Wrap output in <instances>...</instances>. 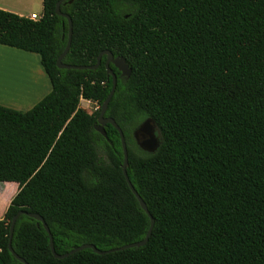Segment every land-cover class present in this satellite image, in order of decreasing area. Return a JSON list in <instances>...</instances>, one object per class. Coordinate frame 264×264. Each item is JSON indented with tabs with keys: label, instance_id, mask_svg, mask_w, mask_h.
I'll return each instance as SVG.
<instances>
[{
	"label": "trees",
	"instance_id": "obj_1",
	"mask_svg": "<svg viewBox=\"0 0 264 264\" xmlns=\"http://www.w3.org/2000/svg\"><path fill=\"white\" fill-rule=\"evenodd\" d=\"M60 0L36 21L0 10V45L38 56L50 92L25 112L0 105V183L19 190L0 220V264L12 217L37 214L57 255L144 239L150 220L129 189L117 130H95L112 88L106 56L58 69L68 40ZM72 23L62 63L102 51L115 91L104 118L122 131L128 179L154 225L148 242L104 255L51 253L41 222L20 215L10 245L26 264H264V0H64ZM81 100L97 105L87 113ZM151 120L157 148L138 129Z\"/></svg>",
	"mask_w": 264,
	"mask_h": 264
},
{
	"label": "water",
	"instance_id": "obj_2",
	"mask_svg": "<svg viewBox=\"0 0 264 264\" xmlns=\"http://www.w3.org/2000/svg\"><path fill=\"white\" fill-rule=\"evenodd\" d=\"M63 1L64 0H60L59 2H57L56 6H55V13H56V15L62 16V17L67 19V22H68V40H67V44L65 46V49L63 50V52L61 53V55L59 56V58L56 61V66H57L58 69H65V70H90V69L97 68L99 66V64H100L101 57L102 56H106L104 65H105L107 74L112 77V88H111L107 98L105 99L104 103L101 106L100 113H99V116H98V119H97L98 125L95 127V130L98 133H100L101 135H103V136H105V132H104L103 127L106 124H109V125L113 126L117 130V132H118V134L120 136L121 145H122V151H123V156H124L122 172H123L125 181H126L128 187H129V189L131 190V192L133 193V195L137 199L141 209L148 216V218L150 220V225H149V228H148V230L146 232V235H145L144 239L141 240L140 242H136V243H133V244L125 245V246L120 247L118 249L109 250V251H103V252L99 251L98 249H96L92 245H82V246H79L78 248L73 249L69 253H66V254H63V255H57L55 253V251H54V248H53V240H52V237L50 235L49 229H48L47 225L44 223L42 217H40L37 214H28L26 212L20 211V212H18L16 215H14L12 217V220H11V223H10V231H9L10 236H9L8 249L13 254V256L16 259H18L23 264H26V262L23 259L19 258L13 252V250L11 248V245H10L13 228H14L16 220L18 219V217L20 215H27L30 218L36 219L37 221L41 222L43 228L45 229V231L47 232V234L49 236V246H50L51 253L53 254L54 258H56V259L66 258V257H68V256H70V255H72V254H74L76 252H79L81 250H84V249H91L96 254L104 255V254H108V253H112V252H116V251L125 250V249H128V248L142 247L148 242V239H149V237L151 235L152 228H153V225H154V221H153L151 215L149 214V212H148V210L146 208V205L141 200L139 195L136 193V191L134 190L133 186L131 185V183H130V181L128 179V176H127V173H126L127 149H126V145H125V141H124V137H123L122 131L120 130V128L116 125V123L112 119L104 118V114H105V112L107 110L108 103H109V101H110V99H111V97H112V95H113V93L115 91V87H116V76L111 71V69L109 68V65L112 64L116 69H118L122 74H124L126 76H129L130 71L128 70L126 64L124 63V61L122 59H120V58L114 59L112 54L109 51L100 52L99 55L97 56L96 64L94 66H92V67H76V66H69V65H66V64L62 63V59L65 57V55L67 54V52L69 50L70 42H71V35H72V23H71V20H70V18L67 15L61 14L60 9H59L60 8V4ZM138 133L144 134L147 137V140L143 144H139V146L141 148H143L144 150L149 151V152H152V151H154L157 148L158 140L155 138V136L153 134V123H152L151 120H146L143 123V125L138 129Z\"/></svg>",
	"mask_w": 264,
	"mask_h": 264
},
{
	"label": "crops",
	"instance_id": "obj_3",
	"mask_svg": "<svg viewBox=\"0 0 264 264\" xmlns=\"http://www.w3.org/2000/svg\"><path fill=\"white\" fill-rule=\"evenodd\" d=\"M0 10L7 11L25 18H28L32 14L41 15L42 0H0ZM0 52L9 54L15 58L19 57L28 59L32 65V68L34 69V72L38 75V79H40V81L43 83V87H40L39 89L34 78H30L24 69L17 68L19 73L12 71L10 74H8V77L12 79V83L9 82L8 85L10 88H12L11 90H20L17 92L21 93H17L16 95V93L8 94L4 91H0V105L3 107L9 106L14 110H21L25 106L27 107L23 110H26L27 108L28 110L31 109L37 102L46 96L51 89L48 77L39 63L38 56L2 45H0ZM41 91L43 92L40 93ZM33 99L35 100L32 101ZM31 101L32 103H29ZM18 190L19 186L17 183H0V220L3 219L11 200L17 194Z\"/></svg>",
	"mask_w": 264,
	"mask_h": 264
},
{
	"label": "rangeland",
	"instance_id": "obj_4",
	"mask_svg": "<svg viewBox=\"0 0 264 264\" xmlns=\"http://www.w3.org/2000/svg\"><path fill=\"white\" fill-rule=\"evenodd\" d=\"M37 11V10H35ZM37 13V12H35ZM17 68H22L26 71V73L30 76V78H34L37 86L39 87H43V83L40 81V79H38V75L34 72L32 65L30 64V61H28V59H24V58H19V57H13L9 54L6 53H1L0 52V82L4 83V81L8 80L5 83V88H9L4 90L3 88L0 87V91H5L8 93H21V92H17L19 90H11L10 87H8L7 85L9 84V81H11L12 79H10V77H8V74H10L12 71L19 73ZM46 91V88H45ZM43 91H41L40 93H42ZM39 93V94H40ZM37 99V98H35ZM35 99H33L32 101H34ZM29 102V103H32ZM28 103V104H29ZM6 108H10L9 106H4ZM27 106L23 107L21 110H17V111H21V112H25L28 110V108L26 110L25 109ZM79 108L86 111L87 113H93L94 111H96L97 109V105L93 102L90 101H85V100H81L80 104H79ZM11 109V108H10Z\"/></svg>",
	"mask_w": 264,
	"mask_h": 264
},
{
	"label": "flooded vegetation",
	"instance_id": "obj_5",
	"mask_svg": "<svg viewBox=\"0 0 264 264\" xmlns=\"http://www.w3.org/2000/svg\"><path fill=\"white\" fill-rule=\"evenodd\" d=\"M153 134H154V136L156 138L154 126H153ZM146 140H147V137L144 134H141V133L137 132V141H138L139 144H143Z\"/></svg>",
	"mask_w": 264,
	"mask_h": 264
},
{
	"label": "bare ground",
	"instance_id": "obj_6",
	"mask_svg": "<svg viewBox=\"0 0 264 264\" xmlns=\"http://www.w3.org/2000/svg\"><path fill=\"white\" fill-rule=\"evenodd\" d=\"M34 70V69H33ZM8 80H6V81H4V83H1L0 82V87L1 88H3L4 90H6V89H9V88H5L4 86H5V83L7 82ZM9 82H11V81H9ZM14 82V81H13ZM12 83V82H11ZM15 83H16V81H15ZM17 84V83H16ZM8 87H10L9 85H7ZM12 86V85H11ZM13 87V86H12ZM10 89H12V88H10ZM20 91V90H19ZM5 92V91H4ZM6 93H8V92H6ZM8 94H11V92L10 93H8Z\"/></svg>",
	"mask_w": 264,
	"mask_h": 264
},
{
	"label": "built area",
	"instance_id": "obj_7",
	"mask_svg": "<svg viewBox=\"0 0 264 264\" xmlns=\"http://www.w3.org/2000/svg\"><path fill=\"white\" fill-rule=\"evenodd\" d=\"M30 20L36 21L40 18V15L32 14L28 17Z\"/></svg>",
	"mask_w": 264,
	"mask_h": 264
}]
</instances>
